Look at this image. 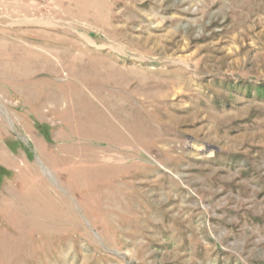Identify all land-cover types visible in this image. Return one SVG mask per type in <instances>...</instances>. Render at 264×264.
<instances>
[{"label": "rangeland", "instance_id": "1", "mask_svg": "<svg viewBox=\"0 0 264 264\" xmlns=\"http://www.w3.org/2000/svg\"><path fill=\"white\" fill-rule=\"evenodd\" d=\"M0 264H264V0H0Z\"/></svg>", "mask_w": 264, "mask_h": 264}]
</instances>
